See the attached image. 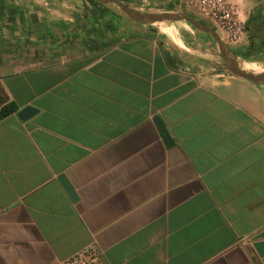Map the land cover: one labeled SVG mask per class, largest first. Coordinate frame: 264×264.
<instances>
[{"label": "crops", "instance_id": "crops-1", "mask_svg": "<svg viewBox=\"0 0 264 264\" xmlns=\"http://www.w3.org/2000/svg\"><path fill=\"white\" fill-rule=\"evenodd\" d=\"M162 3L178 18L0 0L17 106L0 118V264H62L91 240L105 264H264V41L230 49Z\"/></svg>", "mask_w": 264, "mask_h": 264}, {"label": "rangeland", "instance_id": "rangeland-1", "mask_svg": "<svg viewBox=\"0 0 264 264\" xmlns=\"http://www.w3.org/2000/svg\"><path fill=\"white\" fill-rule=\"evenodd\" d=\"M98 1V0H94ZM116 2H110V4H113L116 9H118L120 12L124 13L121 8L119 7V4H122L132 10H134L137 13L140 14H146V13H153V12H159V11H168L165 8L168 9V6L162 3V0H115ZM101 2V1H100ZM236 4L238 5L239 11H240V18L243 22L244 26V34L241 36L239 40L236 42L230 41L224 31L221 29V26L210 19V17H204L201 16L197 13V8H195L192 4L189 3L188 0H175V6L172 7V9L176 8L179 9L178 11H182L186 14L191 15L197 20H203L208 19L214 25L215 30L217 31L220 39L222 42H224L230 49H233L234 47H242L245 44H250V43H261V41H264V0H236ZM164 7V9H161ZM170 10L171 7H169ZM125 14V13H124ZM201 20V21H202ZM165 23L170 24V22L166 21ZM207 24V22H205ZM175 25L178 24L180 27V30L184 32H189V30H193L195 38H199L196 34H201V33H196V30L190 27V25H187L184 21L180 22H175ZM156 26H159L155 24ZM149 23H147V26H154ZM182 25V27L180 26ZM199 32V31H197ZM207 38L205 39L208 43L206 46L208 49L211 51L209 55L210 57H214L215 61L214 64L218 65V69L221 67V57H219V54H214V49L215 44H214V39L210 35H206ZM201 41V42H200ZM198 41L199 43H202L203 40ZM211 48V49H210ZM258 56V60L256 61L258 67H260V70H264V49L262 50L261 48L258 49V53L256 54ZM5 98L4 93H0V101Z\"/></svg>", "mask_w": 264, "mask_h": 264}, {"label": "built area", "instance_id": "built-area-1", "mask_svg": "<svg viewBox=\"0 0 264 264\" xmlns=\"http://www.w3.org/2000/svg\"><path fill=\"white\" fill-rule=\"evenodd\" d=\"M197 13L217 22L226 37L236 42L244 34L243 22L236 0H188ZM62 264H105L96 242L91 240L70 254Z\"/></svg>", "mask_w": 264, "mask_h": 264}, {"label": "water", "instance_id": "water-1", "mask_svg": "<svg viewBox=\"0 0 264 264\" xmlns=\"http://www.w3.org/2000/svg\"><path fill=\"white\" fill-rule=\"evenodd\" d=\"M98 1H101L104 3L116 2L115 0H98ZM118 5L126 15H128L129 17H131L133 19H137V20H140L143 18H154V19L155 18H158V19H177L178 18L174 14H169L166 12L160 13V14H153V13L139 14V13L135 12L134 10H132V9L122 5V4L118 3ZM182 18L188 20L189 22H191L192 24H194L198 28L206 30V28H204L199 23H197L193 18H191L185 14L182 15ZM210 32H212V31H210ZM240 74H242V73H240ZM244 76H247V75L244 74ZM35 112H36V108L28 105V106H25L24 108H22L21 110H19L17 115L20 119H26V118L30 117L32 114H34ZM154 119H155V122L157 124L159 131L163 134L164 139L170 143L172 141V139H171L170 135L168 134L166 128L164 127V125L162 124V122L159 120L158 117H155ZM58 180L61 183L62 187L64 188V191L66 192L69 199L74 201L77 197L76 193H75L74 189L72 188V186L69 184V182L66 180V178L61 175L58 177Z\"/></svg>", "mask_w": 264, "mask_h": 264}, {"label": "trees", "instance_id": "trees-1", "mask_svg": "<svg viewBox=\"0 0 264 264\" xmlns=\"http://www.w3.org/2000/svg\"><path fill=\"white\" fill-rule=\"evenodd\" d=\"M0 93H3L0 88ZM17 110V106L12 101H7L6 98L0 101V118L7 116L10 113H13Z\"/></svg>", "mask_w": 264, "mask_h": 264}, {"label": "bare ground", "instance_id": "bare-ground-1", "mask_svg": "<svg viewBox=\"0 0 264 264\" xmlns=\"http://www.w3.org/2000/svg\"><path fill=\"white\" fill-rule=\"evenodd\" d=\"M155 24L160 25V24H165V22L161 21V22H156Z\"/></svg>", "mask_w": 264, "mask_h": 264}]
</instances>
